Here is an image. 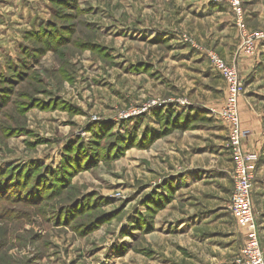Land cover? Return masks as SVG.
Wrapping results in <instances>:
<instances>
[{
  "label": "rangeland",
  "instance_id": "rangeland-1",
  "mask_svg": "<svg viewBox=\"0 0 264 264\" xmlns=\"http://www.w3.org/2000/svg\"><path fill=\"white\" fill-rule=\"evenodd\" d=\"M185 1L0 0V264H236L247 237L209 53L237 64L258 124L242 127L264 136V39L243 56L232 5ZM241 17L264 32V0ZM186 194L220 212L201 233Z\"/></svg>",
  "mask_w": 264,
  "mask_h": 264
},
{
  "label": "built area",
  "instance_id": "built-area-1",
  "mask_svg": "<svg viewBox=\"0 0 264 264\" xmlns=\"http://www.w3.org/2000/svg\"><path fill=\"white\" fill-rule=\"evenodd\" d=\"M233 11L239 15V27L244 30L240 53L254 55L257 42L264 39V32H247L241 17V0H230ZM209 59L227 86V101L223 108L214 111L230 128V146L234 162V192L230 211L237 225L246 232V243L241 249L236 264H264V251L260 242V232L256 219L253 188L259 156L245 149L248 131L242 127L240 100L242 80L236 63L229 64L216 52L209 53Z\"/></svg>",
  "mask_w": 264,
  "mask_h": 264
},
{
  "label": "crops",
  "instance_id": "crops-1",
  "mask_svg": "<svg viewBox=\"0 0 264 264\" xmlns=\"http://www.w3.org/2000/svg\"><path fill=\"white\" fill-rule=\"evenodd\" d=\"M210 1L211 0H186L183 6H181V9L188 10L191 8L193 9V11L203 10L204 13L214 11L213 13H219V14H222V13L225 14L224 9H226V7L232 10L231 4L227 2V0H224L218 3L217 2L215 3L212 1L210 2ZM212 6H215V7L212 8ZM210 8H212L213 10L212 9L210 10ZM217 23H220L221 25L226 26L228 28L231 22H227L226 17H225L221 19V22H217ZM218 50L222 53L223 57H225L228 60H233L235 57V53H236L235 50L231 51L229 48L225 49L222 46H220ZM243 61L244 62H241V64H239L240 73H242L241 71L245 63V60ZM252 117L254 118V115H253L251 108L249 107V104H246L245 102H243L241 104L242 124L244 127L249 128L250 130L254 131L256 127L258 126V124H256L254 119L252 120V122H250V118ZM245 149L249 152L256 153L259 156V160H258L257 167H256V178L254 181L253 198H254V207L256 205V209L260 216L259 218H257V223L260 229V242H261L262 249L264 251V136H249L245 142ZM233 167H234L233 168V172H234V169H235L234 162H233ZM186 177L188 178V182L189 180L193 178V177L189 178V176H186ZM223 181H225V179H223ZM198 183L199 182H197V185ZM232 186H233V190L231 193V198L234 192L235 183H232ZM186 191H190V187L187 188ZM186 197H187L186 198L187 201H184V203H186L187 208L191 211V215H189L190 217L188 216V220L190 219L191 222L193 221V226H191L188 233H194V231L196 233L197 232L201 233L199 229L202 230V227H205L203 225L206 223L209 225L213 223V219H215L214 217L218 216L220 212L217 214L216 213L209 214L207 211L204 210L202 205L197 204V206H195L196 204L192 203L194 198L190 197L188 194H186ZM195 209H197V211L193 212V210ZM213 211H216V207L213 209ZM206 214L208 215V217H206ZM232 217H233L232 219L233 222H235L236 224V220L233 215ZM189 227H190V224H189Z\"/></svg>",
  "mask_w": 264,
  "mask_h": 264
}]
</instances>
